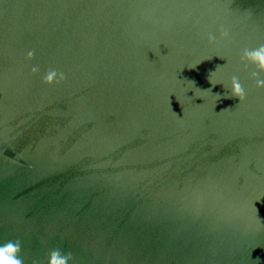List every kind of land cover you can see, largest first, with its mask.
Returning <instances> with one entry per match:
<instances>
[{
	"label": "water",
	"instance_id": "95a60500",
	"mask_svg": "<svg viewBox=\"0 0 264 264\" xmlns=\"http://www.w3.org/2000/svg\"><path fill=\"white\" fill-rule=\"evenodd\" d=\"M261 45L264 0H0V244L264 264V89L240 62Z\"/></svg>",
	"mask_w": 264,
	"mask_h": 264
},
{
	"label": "clouds",
	"instance_id": "9594fccd",
	"mask_svg": "<svg viewBox=\"0 0 264 264\" xmlns=\"http://www.w3.org/2000/svg\"><path fill=\"white\" fill-rule=\"evenodd\" d=\"M220 38L227 40L230 38V32L228 29L221 28ZM209 43H216L217 37L213 33L207 34ZM34 52L29 51L27 53V59L32 60ZM221 59H224L220 57ZM240 62L242 64L253 65L256 71L251 73V79L255 81V87L257 89H264V78H261L264 73V45H261L255 49L245 48L240 56ZM195 67V66H194ZM39 72V68L34 66L31 68V73L36 74ZM65 80L63 72H58L55 69H49L43 76V82L47 85L59 84ZM210 83L214 87L219 83ZM193 83V82H192ZM220 99V94H217ZM247 92L244 85L241 83L240 78L237 75H233L230 80V95H226L225 98H238L239 102H243L246 99ZM225 110V109H224ZM27 257L23 254V242L19 239H9L3 244H0V264H26ZM74 256L71 251H65L63 247H55L47 253L46 264H72ZM31 264H44L41 260H32Z\"/></svg>",
	"mask_w": 264,
	"mask_h": 264
}]
</instances>
